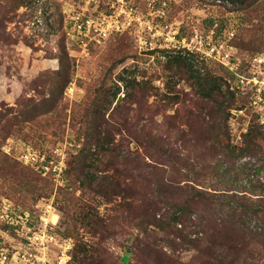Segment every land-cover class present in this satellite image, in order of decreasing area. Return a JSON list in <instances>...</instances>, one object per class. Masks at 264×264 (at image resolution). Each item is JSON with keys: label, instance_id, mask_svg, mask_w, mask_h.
I'll return each instance as SVG.
<instances>
[{"label": "rangeland", "instance_id": "1", "mask_svg": "<svg viewBox=\"0 0 264 264\" xmlns=\"http://www.w3.org/2000/svg\"><path fill=\"white\" fill-rule=\"evenodd\" d=\"M79 1L0 0V203L19 222L0 220L4 264H264L261 217L247 227L224 203L264 196L247 187L264 181L252 92L232 98L208 58L141 50L130 33L81 53ZM172 2L185 32L217 22L246 56L264 52V0ZM27 147L64 158L62 177L26 166ZM53 211L58 242L27 241Z\"/></svg>", "mask_w": 264, "mask_h": 264}, {"label": "built area", "instance_id": "2", "mask_svg": "<svg viewBox=\"0 0 264 264\" xmlns=\"http://www.w3.org/2000/svg\"><path fill=\"white\" fill-rule=\"evenodd\" d=\"M172 0H80L71 8L68 35L81 53L90 46L102 45L113 33L130 31L141 50L178 49L197 52L213 59L235 75L232 89L251 93V104L264 118V52L242 56L233 44L234 31L221 35L219 23L209 29L193 27L185 32L183 22L173 17ZM247 65L243 66L244 61ZM73 90V87H70ZM264 121V119H263ZM19 160L37 170L41 175L58 180L66 167L64 158L49 159L45 153L27 147L19 154ZM0 220L7 225H18V218L11 210V203H0ZM40 229H27V241L39 244L42 249L57 239L52 232L57 222L46 219ZM67 247V242L59 245ZM66 249V248H65ZM65 255V252H62ZM8 260V252L0 245V264Z\"/></svg>", "mask_w": 264, "mask_h": 264}, {"label": "trees", "instance_id": "3", "mask_svg": "<svg viewBox=\"0 0 264 264\" xmlns=\"http://www.w3.org/2000/svg\"><path fill=\"white\" fill-rule=\"evenodd\" d=\"M173 13V11H172ZM214 23V22H213ZM212 23V24H213ZM221 28V26H220ZM124 33H130L132 34L130 31H126V32H123V33H113L109 38L108 40L113 37V36H116V35H121V34H124ZM235 38H236V34H235V37L233 38V44L238 48L239 50V54L242 55V56H246L243 51L242 48H240V46H237L236 42H235ZM107 40V41H108ZM106 41V42H107ZM93 46V44L91 45ZM94 46H99V45H94ZM155 51H158L159 53H161L162 55H165V56H171L172 54L174 56L172 57H175V59H184V60H189L190 63H195L196 60H198L199 58L201 60H206L204 57H202L199 53L197 52H190V51H187V50H178V49H168V48H164V49H159L157 48L156 50H149V52L153 53ZM252 56V55H250ZM210 60L211 62H213L216 66H218L220 68V70L222 71L221 73V79L224 81L225 85L227 84V91L229 93V95L233 97H237L236 94L238 93H242L241 91H239L238 89H232V84L233 82H230V80H233L235 79V75L230 72L225 66H223L221 63L213 60V59H208ZM248 63L247 61L245 60L244 63H243V66H246ZM250 103H251V100H250ZM236 109H241V108H238L236 107ZM104 144H106V142H104ZM104 148V146H103ZM106 153L108 151V149L104 150ZM28 166V165H26ZM30 167V166H28ZM32 168V167H30ZM33 169V168H32ZM34 170V169H33ZM260 171V169H258ZM38 174H40L38 172ZM41 175V174H40ZM111 175H105L103 177L104 180H108L110 178ZM46 178V177H44ZM49 179H52L50 177H47ZM94 181H96V179L94 178ZM231 187V186H230ZM249 189H254V188H259L261 189V194L264 193V181L263 182H259L258 184L257 183H253V182H250L249 185L247 186ZM227 190H232L231 188L227 189ZM247 191V189H246ZM251 192V191H250ZM227 195H225V199H224V203L226 205H229L231 203L234 204V211H237V210H240L243 215L245 216L246 219L243 220V223L248 227V221L249 219H252L253 217H261L260 219V222H258L261 227L259 229V231L257 230L255 233L252 234V237L253 238H257V239H260L263 241V245H264V196L263 197H257L255 199H252V198H248L247 196L245 195H238L237 193H233L232 195H230V193H225ZM221 198V197H220ZM182 207H185V206H182ZM175 219L178 220L179 219V211H177V214L175 215ZM258 224V225H259ZM237 229H239V227H237ZM231 230H234L233 228H231ZM215 231V229H214ZM245 233H248L245 231Z\"/></svg>", "mask_w": 264, "mask_h": 264}, {"label": "bare ground", "instance_id": "4", "mask_svg": "<svg viewBox=\"0 0 264 264\" xmlns=\"http://www.w3.org/2000/svg\"><path fill=\"white\" fill-rule=\"evenodd\" d=\"M50 219L53 221V222H57L58 219H59V215L56 213V212H51L50 213Z\"/></svg>", "mask_w": 264, "mask_h": 264}]
</instances>
